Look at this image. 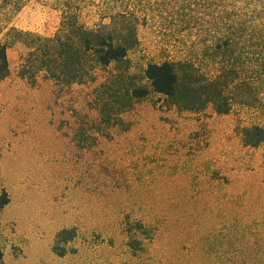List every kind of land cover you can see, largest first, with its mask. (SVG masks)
<instances>
[{
	"label": "rangeland",
	"instance_id": "374dc122",
	"mask_svg": "<svg viewBox=\"0 0 264 264\" xmlns=\"http://www.w3.org/2000/svg\"><path fill=\"white\" fill-rule=\"evenodd\" d=\"M53 1L0 0V264H264V142L244 137L258 116L144 75L163 60L211 69L207 0H130L124 57L84 62L75 33L60 68L36 40L60 27ZM101 1L78 0L79 20L100 22Z\"/></svg>",
	"mask_w": 264,
	"mask_h": 264
},
{
	"label": "trees",
	"instance_id": "16d2710c",
	"mask_svg": "<svg viewBox=\"0 0 264 264\" xmlns=\"http://www.w3.org/2000/svg\"><path fill=\"white\" fill-rule=\"evenodd\" d=\"M187 3L190 1L181 2L182 10ZM204 3L205 0H193L192 4L200 7ZM135 4L130 0H102L100 22L88 27L79 20L78 0H54L53 5L61 12L60 27L55 35H36V40L44 41L48 48L58 49L53 61L59 68L63 55L73 46L66 40H73L75 33L83 40L81 50L78 49L80 60L85 62L92 56L101 65L116 62L124 57L127 45L114 40H136V20L128 17ZM206 5L213 11L208 24L199 25L197 37L214 40L206 46L211 69L204 72L200 64L191 60H163L147 63L144 75L150 89L159 94L176 95L183 86L192 101L202 104L211 101L219 111H228L233 103L253 110L259 120L244 128L245 141L264 142V0H207ZM105 15L107 22L103 20ZM6 71V44L0 43V76ZM148 91V87L138 86L131 94L140 97ZM5 202L3 192L0 208Z\"/></svg>",
	"mask_w": 264,
	"mask_h": 264
}]
</instances>
